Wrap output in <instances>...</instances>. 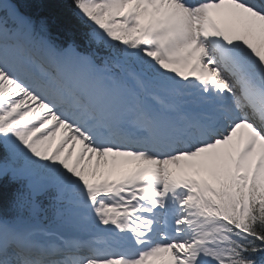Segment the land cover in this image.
Wrapping results in <instances>:
<instances>
[{"label":"snow or ice","instance_id":"1","mask_svg":"<svg viewBox=\"0 0 264 264\" xmlns=\"http://www.w3.org/2000/svg\"><path fill=\"white\" fill-rule=\"evenodd\" d=\"M72 4L0 0V264H264V0Z\"/></svg>","mask_w":264,"mask_h":264},{"label":"trees","instance_id":"2","mask_svg":"<svg viewBox=\"0 0 264 264\" xmlns=\"http://www.w3.org/2000/svg\"><path fill=\"white\" fill-rule=\"evenodd\" d=\"M20 8L33 19L45 21L65 41L74 39L85 45L88 26L76 16L72 0H19ZM15 187L5 182L0 207L7 208L11 190Z\"/></svg>","mask_w":264,"mask_h":264},{"label":"rangeland","instance_id":"3","mask_svg":"<svg viewBox=\"0 0 264 264\" xmlns=\"http://www.w3.org/2000/svg\"><path fill=\"white\" fill-rule=\"evenodd\" d=\"M128 171H125L124 166H121V167L118 168V172L119 173H125V172H128Z\"/></svg>","mask_w":264,"mask_h":264},{"label":"bare ground","instance_id":"4","mask_svg":"<svg viewBox=\"0 0 264 264\" xmlns=\"http://www.w3.org/2000/svg\"><path fill=\"white\" fill-rule=\"evenodd\" d=\"M131 167L132 166H130V165L129 166H124V169H125V171H128V170L130 171L131 170Z\"/></svg>","mask_w":264,"mask_h":264}]
</instances>
